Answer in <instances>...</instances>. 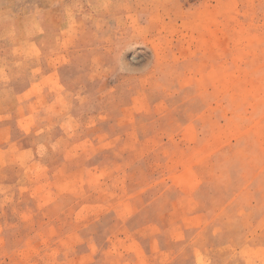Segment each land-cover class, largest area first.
I'll return each instance as SVG.
<instances>
[{
	"label": "rangeland",
	"instance_id": "1",
	"mask_svg": "<svg viewBox=\"0 0 264 264\" xmlns=\"http://www.w3.org/2000/svg\"><path fill=\"white\" fill-rule=\"evenodd\" d=\"M0 264H264V0H0Z\"/></svg>",
	"mask_w": 264,
	"mask_h": 264
},
{
	"label": "clouds",
	"instance_id": "2",
	"mask_svg": "<svg viewBox=\"0 0 264 264\" xmlns=\"http://www.w3.org/2000/svg\"><path fill=\"white\" fill-rule=\"evenodd\" d=\"M120 70H121V71H124V70H126V69L124 68L123 65H121V66H120Z\"/></svg>",
	"mask_w": 264,
	"mask_h": 264
}]
</instances>
